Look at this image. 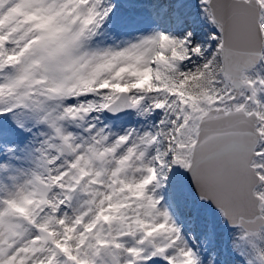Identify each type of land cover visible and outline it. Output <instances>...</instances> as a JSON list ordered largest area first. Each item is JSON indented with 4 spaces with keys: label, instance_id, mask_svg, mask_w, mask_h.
I'll return each instance as SVG.
<instances>
[{
    "label": "snow or ice",
    "instance_id": "1",
    "mask_svg": "<svg viewBox=\"0 0 264 264\" xmlns=\"http://www.w3.org/2000/svg\"><path fill=\"white\" fill-rule=\"evenodd\" d=\"M0 264H264V0H0Z\"/></svg>",
    "mask_w": 264,
    "mask_h": 264
}]
</instances>
